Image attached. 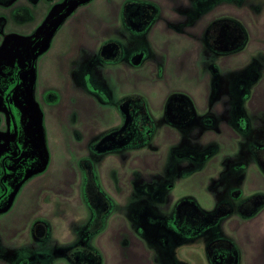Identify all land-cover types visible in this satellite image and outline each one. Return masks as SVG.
I'll return each mask as SVG.
<instances>
[{
	"label": "rangeland",
	"instance_id": "374dc122",
	"mask_svg": "<svg viewBox=\"0 0 264 264\" xmlns=\"http://www.w3.org/2000/svg\"><path fill=\"white\" fill-rule=\"evenodd\" d=\"M133 5L153 16L143 30L125 23ZM221 20L243 29L240 48L207 43ZM12 75L19 150L2 100ZM174 98L190 124L166 120ZM127 99L153 130L140 146L107 140ZM263 153L264 0H0V264H72L80 244L100 264H213L218 237L236 264H264ZM182 199L232 210L166 240L161 222ZM95 202L107 212L89 235Z\"/></svg>",
	"mask_w": 264,
	"mask_h": 264
},
{
	"label": "flooded vegetation",
	"instance_id": "af4514ba",
	"mask_svg": "<svg viewBox=\"0 0 264 264\" xmlns=\"http://www.w3.org/2000/svg\"><path fill=\"white\" fill-rule=\"evenodd\" d=\"M68 6V4H67ZM124 20L126 25L133 29L134 31H140L149 26V23L153 20L152 14L147 12L145 9L140 8L139 6L133 5L129 7L126 14L124 15ZM218 31L214 34V38ZM239 41L238 37L232 32L220 34V38L216 37L214 43L221 46L234 45ZM118 47L106 44L102 50V55L108 56L110 59L114 60L118 57ZM18 71V70H16ZM11 82L6 85V90L3 92L2 100L5 104L7 111L8 107L15 109L13 102L11 100L12 93L19 81L12 77L10 78ZM121 111L124 115V123L122 128L111 134L107 140L109 142H117L125 145H129L133 142L141 141L145 138L146 130H148L150 123L148 122L149 118L147 114L144 113L143 107L139 101L127 99L121 102L120 105ZM193 116L188 106L183 105L182 101H179V98H174L166 107V120L177 126H186L191 123ZM149 124V125H147ZM14 146L19 150L20 144L16 142V137L18 134V127L15 126L12 128ZM103 143V142H102ZM101 144V143H100ZM264 154V153H263ZM263 158V155H262ZM264 160V158H263ZM4 163H2V174L6 172L4 170ZM264 167V164H263ZM2 182V183H1ZM7 181L0 178V187L1 184L6 186ZM4 189V186L0 188ZM225 207V210H222ZM232 205L230 202H222L219 207H217L214 213L204 214L194 203H190L188 199H182L178 201L172 211L171 218L163 223L161 222V230L164 232L161 236L162 238L175 239H195L199 237L204 229L208 226L215 224L220 218L227 215L226 213L231 212ZM243 207V206H242ZM241 210V208H240ZM152 221V220H151ZM155 227L160 226L157 224V221L153 222ZM156 223V224H155ZM158 225V226H157ZM208 225V226H207ZM153 227V228H155ZM159 229V227H158ZM39 230V229H38ZM158 232L157 229H154ZM160 230V229H159ZM39 233L42 234V231L39 230ZM46 236V234H45ZM44 236V237H45ZM220 240V243L218 242ZM225 242V243H222ZM213 243V264H236L237 255L231 243L228 241L222 240L219 237L211 240L209 244ZM84 245V244H83Z\"/></svg>",
	"mask_w": 264,
	"mask_h": 264
},
{
	"label": "trees",
	"instance_id": "16d2710c",
	"mask_svg": "<svg viewBox=\"0 0 264 264\" xmlns=\"http://www.w3.org/2000/svg\"><path fill=\"white\" fill-rule=\"evenodd\" d=\"M219 24L220 25L216 29V32H214V31L213 32H210V31L207 32L206 40H207V43L209 45L215 44L214 41L216 40V37L219 39L220 34L225 33V32L226 33L232 32L234 35H236L238 37L239 41L232 46L231 45H228V46H221L220 45L222 47V49L219 48L216 50L232 51V50H236V49L240 48L245 43V38H246L245 33H244L243 29L237 23H235L234 21H231V20H221V21H219ZM218 31H220V33H218L217 36L214 38V34H216ZM8 114L10 117L12 128L14 127V124L17 126L18 121H17V117L15 114L14 108L8 107ZM148 122L150 123V120H148ZM152 133H153V130H152L151 126H149L148 130H146L145 138L143 140L130 143L129 145L140 146V145L146 143L149 140V138L151 137ZM261 163L264 164V160L262 157H261ZM90 181H93L92 178L90 179ZM3 186H4V184H1V187H3ZM190 203L193 204V202H191V201H190ZM94 205H95V208L97 209V211H96V214L94 216L93 221L88 225V234L89 235L94 234L95 232H98L101 229V227L103 225V219H104L106 212H107L106 209L104 208L105 206H103L101 208V205H99L96 202ZM229 213L227 212L226 214H229ZM45 234H46V230H45V226H44V228L42 229V234H40L39 230H38V235L43 238L45 236ZM180 242H182V240ZM218 242L220 243V240ZM213 245H214L213 243L209 244L208 248L213 246ZM66 254L70 258L72 264H100V258H99V255L97 254V252L95 250L91 249L90 247L83 245V244L77 245L76 247H73V248L71 247L70 249H68L66 251Z\"/></svg>",
	"mask_w": 264,
	"mask_h": 264
},
{
	"label": "water",
	"instance_id": "95a60500",
	"mask_svg": "<svg viewBox=\"0 0 264 264\" xmlns=\"http://www.w3.org/2000/svg\"><path fill=\"white\" fill-rule=\"evenodd\" d=\"M139 60H140V56L136 58L135 63H138ZM15 126H16V125L14 124V127H15ZM263 158H264V154H263Z\"/></svg>",
	"mask_w": 264,
	"mask_h": 264
}]
</instances>
